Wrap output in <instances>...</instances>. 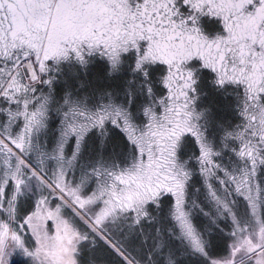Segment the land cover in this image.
I'll return each mask as SVG.
<instances>
[{"label":"snow or ice","instance_id":"6c2138e0","mask_svg":"<svg viewBox=\"0 0 264 264\" xmlns=\"http://www.w3.org/2000/svg\"><path fill=\"white\" fill-rule=\"evenodd\" d=\"M0 264H264V0H0Z\"/></svg>","mask_w":264,"mask_h":264},{"label":"rangeland","instance_id":"374dc122","mask_svg":"<svg viewBox=\"0 0 264 264\" xmlns=\"http://www.w3.org/2000/svg\"><path fill=\"white\" fill-rule=\"evenodd\" d=\"M202 23H203L205 30L208 31L209 33L218 29V24L216 21H209L207 18H204ZM15 259H21V258L17 256L15 257Z\"/></svg>","mask_w":264,"mask_h":264}]
</instances>
